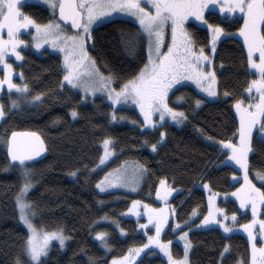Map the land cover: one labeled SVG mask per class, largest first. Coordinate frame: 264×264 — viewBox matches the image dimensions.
Here are the masks:
<instances>
[{"label":"trees","instance_id":"1","mask_svg":"<svg viewBox=\"0 0 264 264\" xmlns=\"http://www.w3.org/2000/svg\"><path fill=\"white\" fill-rule=\"evenodd\" d=\"M22 11L41 23L50 19L49 11L35 3H24ZM205 18L209 24H219L225 29L214 54L218 96L207 100L190 86L175 88L169 96V104L185 113L187 119L181 126L164 122L163 127L141 129L142 119L134 108L114 109L101 97L83 102L79 92L61 87L63 71L57 54L23 51V59L17 67L24 74L23 81L29 85V96L44 95L42 102L22 101L13 110L9 109L7 99L1 97L6 115L0 121V137L3 138L0 142V264H16L18 257L23 259V242L28 235L16 206L23 179L20 169L8 163L5 138L12 131L38 133L47 150L42 158L29 163L33 186L27 199L35 211L34 224L47 231L62 229L68 240L64 249L57 244L50 247L43 258L45 264H109L114 257L125 255L129 248L145 243L146 236L138 230L137 221L123 213L134 200L158 205L155 197L161 179L173 189L169 198L171 217L162 239L172 241L175 258H182L184 252L183 247L173 241L172 223L184 225L196 209L199 213L196 220L185 226L191 228L188 232L189 264H236L241 259L248 264L249 245L241 233L227 235L217 227L192 228L206 212V197L201 187L205 183L217 194L219 204L229 216L237 213L235 222L250 220V214L241 211L232 196L227 195L237 185L231 180L236 168L226 163L227 153L219 142L231 138L239 127L234 103L236 99L249 101L247 87L254 74L247 65L238 33L241 19L228 20L213 11H207ZM188 28L195 46L208 51L207 29L194 23H189ZM93 29L91 44L94 47H89V52L101 72L114 76L113 85L119 88L136 75L146 61V45L136 35L138 26L115 18ZM137 40H140L139 47L132 51ZM225 92L229 95L225 96ZM180 97L183 99H178ZM197 100L201 101L199 106ZM73 108L78 113L75 118L71 115ZM113 111L116 120L111 118ZM161 132L165 133L163 139ZM255 135L248 157L249 171L264 173V141ZM106 137L112 139L114 156L107 166L96 169L101 156L100 143ZM237 139L238 135L233 142ZM152 144L157 145L154 153L150 150ZM125 161L138 162L146 169L140 189L99 192L95 185L104 173ZM261 188L264 190V186ZM225 194L227 196H222ZM97 232L107 234L104 239L108 248L101 238H95ZM225 245L229 246V251L221 260ZM136 264H167V261L156 250L148 249Z\"/></svg>","mask_w":264,"mask_h":264},{"label":"snow or ice","instance_id":"2","mask_svg":"<svg viewBox=\"0 0 264 264\" xmlns=\"http://www.w3.org/2000/svg\"><path fill=\"white\" fill-rule=\"evenodd\" d=\"M44 3L52 9L54 19L47 23L40 24L32 16L22 11L23 0H0V65L4 66V76L0 78V90L4 86L11 93L15 90L20 98L28 102H42L43 93L31 96L29 100V85L26 82L15 83L13 81L12 64L8 63L9 54H13L17 60H22L19 46L26 45L25 40L20 39L21 29L35 28L34 39L35 47L40 48L42 43L51 41L52 47L59 48L63 52L64 72L61 87L70 85L74 88H80L85 94L97 91H105L107 98L112 103L119 104L122 100L131 99L139 106L143 114L144 124L155 126L159 121L153 119L154 114L159 115V120L163 121L165 117H170L172 121L182 123L187 119L183 111H178L170 107L168 103L169 91L173 85L180 80L187 79L194 81L197 87H200L209 96H216V72L211 67L213 55L216 52L217 41L225 32V29L219 24H209L205 18V9L210 5L219 4L221 12H236L242 15L238 19L243 20L238 33L243 37V43L247 48L246 61L250 69H255L258 74L256 79L248 83L247 92L249 93V103L246 106L242 99H236L234 107L239 114L240 122L236 132L229 139L220 140L222 149L230 151V159L235 161L243 170L244 183L237 188L232 195L239 200L240 208H246L251 205L252 219L239 227L248 233V239L251 241L250 264H264V243L257 246V236L253 231L259 224V232L264 235V219L257 215V205H264V190L257 187L249 179V152L252 149L253 129L259 125V131L264 133V0H43ZM148 5V7H145ZM59 10V16H55L56 10ZM120 12L131 15L138 21L137 36L143 40L146 45V62L139 72L130 79L124 81L117 89L112 86L114 76L100 71L95 58H93L88 47H94L89 44L93 39V25L100 23L102 18L111 16ZM189 17H194L201 21L211 30V52L209 55L203 47L195 49V41L186 27V21ZM70 22V27L77 31L68 34L65 31V23ZM170 28L171 42L167 43V51L163 50L167 30ZM6 29L7 38L2 32ZM140 40H137L132 47L136 51ZM20 78L23 81L24 74L21 72ZM255 90L257 96L251 95ZM225 96L229 93L225 92ZM178 99H183L182 97ZM201 104L200 100L196 105ZM12 108L19 107V101H11ZM6 115L3 104H0V119ZM71 115H78L75 108L71 110ZM112 120H116V112L113 111ZM163 127V125H161ZM161 139L165 133L161 132ZM238 135V143L234 139ZM211 139V137L209 138ZM7 143L8 155L10 157L9 166L19 168L23 179L20 192L16 196V206L19 211V219L27 226L28 235L23 242V259L19 258L16 264H45L49 250L50 241L56 239L60 246H64L66 237L63 230L52 232L38 230L33 223L35 211L32 203L27 199V194L32 188L33 170L29 163H35L36 157L46 151L44 140L35 132L12 131L10 136L5 138ZM104 154L100 157V163L103 164L113 149L110 148L111 137H106L103 141ZM153 151L157 145H151ZM87 167V166H85ZM146 171L143 165L133 169L131 174L127 167H121L115 173H106L105 177L97 182V188L104 191L105 188L112 187L120 183L124 186H130L137 182L142 172ZM73 176L77 172L72 173ZM235 176V173H233ZM257 176L264 180V175L257 173ZM160 188H157L156 195L163 200H167L173 191L170 187H164L166 180L161 179ZM204 188L210 186L205 183ZM217 194L212 193L209 196V210L207 215L201 220V225H208L212 221L218 223L224 232H231L232 227L224 223V220L217 219V213H223L224 210L214 204V198ZM141 201H133V207L129 212H136V206ZM148 222L155 223V234L147 237V242L139 247L129 248L128 252L120 257H114L111 264H132L136 257L147 249L149 245H156L159 250L167 256V264H189L188 254L191 248V241L188 239L187 231H180L179 239L184 241L182 258H175L171 250L172 241L162 240L161 233L168 224V216L165 208L155 209L151 205H144ZM175 212V209L171 210ZM139 215L138 212H136ZM192 215H196V209H193ZM101 219H107L102 217ZM227 219V216L224 217ZM233 222L237 220V213L231 214ZM187 222H185V225ZM146 228L147 225H140ZM173 230L180 229V223L177 222L171 226ZM124 232V229H120ZM105 232H97L96 236L101 238L105 248H108ZM229 251V246L225 245L221 252V260L225 253ZM94 264V262H93ZM237 264H245L240 260Z\"/></svg>","mask_w":264,"mask_h":264},{"label":"rangeland","instance_id":"3","mask_svg":"<svg viewBox=\"0 0 264 264\" xmlns=\"http://www.w3.org/2000/svg\"><path fill=\"white\" fill-rule=\"evenodd\" d=\"M24 3H35V4H38V5H40V6L44 7V8H46V9L49 11V14H50V19H49V20L54 19V17H53V13H52V9L49 8L48 5H47L46 3L43 2V0H23V4H24ZM145 7H148V5H145ZM207 11H213V12H216V13H218L222 18H226V19H228V20L234 19L235 17H240V16L242 15L241 13H239L238 10H237L236 12H233V13H228L227 11H225V12H221V11L219 10V4H217V5H210L209 8L205 9V13H206ZM56 12H57V10H56ZM56 12H55V16H56ZM115 18H122V19H126V20H129V21H132V22H134L135 24H137V26H138V21H136L135 18L132 17L131 15L126 14V13L116 12V13L112 14V15L109 16V17L102 18L100 23H97V24H94V25H93V28H94L95 26H97V25L103 23V22H106V21H108V20L115 19ZM49 20H48V21H49ZM48 21H47V22H48ZM241 21H242V24H243V20H242V19H241ZM37 22H38V21H37ZM47 22H44V23H47ZM38 23H40V24H44V23H41V22H38ZM189 23H194V24H196L197 26H200V27H203V28H206V29H207V31H208V33H209V36H210V39H209L208 46H207V47H208V51H206L205 49H204V50H205V52L208 53L209 55H213L212 52H211V30L207 28V25L203 24L201 21H197L194 17H189V20L186 21V27H187V28H188V24H189ZM138 27H139V26H138ZM188 30H189V28H188ZM65 31H66L68 34H72V33L76 32L77 30H76V31H75V30H71V29H69L68 27L65 26ZM34 33H35V28H34V27H30L29 29H21L20 39L25 40V41L27 42L26 45H21V46H19V48H18V51L21 52V56H22L23 51H24V50H28V49L32 50V51H33L34 53H36L37 55H43L45 52H49V53H52V54H57V55L60 57L61 65H62V69H63V67H64V65H63V52H61L59 48H54V47H52V43H51V41H49V42H47V43H42L40 48H36V47H35V43H36V41H35V39H34V35H33ZM2 34H3L4 38L6 39V38H7L6 29L3 30ZM241 40H242V42H243V37H241ZM170 42H171V33H170V28H169V29L167 30L166 37H165V45H164V47H163V50H164V51H167V43H170ZM217 43H218V41H217ZM89 44H91V41H89ZM243 46H244V50H245V53H246V52H247V48H246V46L244 45V43H243ZM216 47H217V45H216ZM199 48H200V47H196V46H195V49L198 50ZM88 51H89V47H88ZM89 53H90V52H89ZM90 55H91V53H90ZM91 56H92V55H91ZM146 59H147V57H146ZM21 61H22V60H17L13 54H11V53L9 54L8 61H7V62L10 63V64H12L13 81H14L15 83H22V82H24V81L21 80L20 75H19V74L21 73V71H20L19 68L17 67L18 65L21 64ZM145 62H146V61H145ZM142 67H143V66H142ZM211 67H212V68L215 70V72H216V69H215V63H214V55H213V61H212ZM249 69H250V68H249ZM250 71L254 74L253 79H256L257 76H258V74L256 73V70H255V69H250ZM63 75H64V72H63ZM106 75H107V74H106ZM3 76H4V66H3V65H0V78H3ZM62 78H63V76H62ZM65 86L69 87V88L72 89L73 91L79 92V93L81 94V96H82V100H83V102H90V101H92V100H93L94 98H96V97H101V98H103L106 102H108V103H109L114 109L119 108V107H129V108H134V109L138 112L139 116H140L141 119H142V124L140 125V128H141V129H154V128H156V127L162 125L164 122H169V123H172V124H174V125H176V126H181V125L183 124V122H184V121H183L182 123H177V122H175V121H172L171 118H170V117H167V116L165 117V119H164L163 121H160V120H159V115H158V114H154V115H153V119L159 121V123H157L155 126H152V125H145V124H144L143 114L140 112L139 106L136 105L135 102L132 101L131 99H129V100H127V101H123V100H122L119 104H115V105H114V104L112 103V101L109 100V99L107 98V95H106V92H105V91H97V92L95 93V95H93L92 93H87V94H85V93L83 92L82 89H80V88H74V87H72V86H70V85H67L66 82H65ZM112 86L114 87L113 84H112ZM179 86H190V87H192L193 89H195L200 95H202L204 98H206L207 100H214V99H216L217 96H218V94H217L216 96H209L207 92H204L200 87H197V85L195 84L194 81L187 80V79H183V80H180L179 82L175 83V84L173 85L172 89L169 91V96H170V94L172 93V91H173L175 88L179 87ZM215 87H216V90H217V81H216ZM115 88H116V87H115ZM117 89H118V88H117ZM253 93H254V94H252V95H253V96H257V98H258V94L255 93V90H253ZM1 97H4V98L7 99V101H8V105H9V109H11V110L18 108V107H16V108H12V106H11V101H12V100L17 99V100L19 101V104L22 103V101H28V100H24V99L20 98L19 95L16 93L15 90H11V93H10L9 90L7 89V86H6V85L4 86L3 90H0V104H2V99H1ZM30 98H31V96H29V100H30ZM168 103H169V97H168ZM248 103H249V101H248L247 103H245V105L247 106ZM169 105H170V104H169ZM170 107H174V106L170 105ZM174 108H176V107H174ZM176 109H177L178 111H182V110H180V109H178V108H176ZM236 115H237L238 122H240V117H239V114H238L237 112H236ZM73 118H75V117H73ZM2 119H3V118H2ZM2 119H0V121H1ZM124 120H125V119H124ZM124 120H123V122L126 121V123H128V124L131 123L129 120H125V121H124ZM257 131L259 132V125H257L256 128L253 129V137H254V134H255ZM163 138H164V137H163ZM103 140H104V139H103ZM103 140H102V141H103ZM1 141H3V138H2V137H0V142H1ZM102 141H101V143H100V147H101V156L104 154V147H103V143H102ZM238 141H239V137H238V139H237V141H236L235 143H238ZM221 147H222V146H221ZM110 148L113 149V148H112V139H111V143H110ZM150 150H151L152 153H154L152 147H150ZM225 150H226V153H227L226 160H225L226 163L229 164V165H232V166H234V167L236 168V169H235V171H236V172H235V176L232 175V176H231V180H232L233 183H234L235 181L237 182V185L235 186V188L231 191V193H229V194H227V195H228L229 197L232 196V198L236 201V203H237V205H238V207H239V209H240L241 211H243V212H248V213L250 214V220H251V219L253 218V217H252V212H251V205L249 204L248 207L243 208V209L240 208L239 200H238L235 196L232 195V193H233L237 188H239L241 184L244 183V178H243V175H244V174H243V170L240 169L239 165H237V164L235 163V161H232V160L230 159V151L227 150V149H225ZM101 156H100V157H101ZM113 156H114V151L112 152V155L109 156L108 159L104 161L103 164L100 163V158H99V160H98V162H97V164H96V169H102L104 166H107V164L111 161V159L113 158ZM139 165H141V164L138 163V162H135V161H125V162H123L121 165H119V166H117V167H113V168H111V169H108V170L104 173V175H103L102 178L105 177V174H106V173H109V174L115 173V171H116L117 169L121 168V167H127L128 171H129V174H131L132 170L135 169V168H137ZM144 172H145V171H143V172H142V175L138 177L137 182L134 183V184H132V185H130V186H124L123 184L117 183V184H114L112 187L105 188L104 191H101L99 188H97V186H96L97 183H96L95 188H96L99 192H108V191H116V190H123V191H127V192H136V191H138V190L140 189V187H141V185H142L143 177H144ZM257 173H260V172H252V173H251L250 171H248L249 179L252 180V182H253L257 187H260V188H261V186H264V180L260 179V178L257 176ZM260 174L264 175V173H260ZM102 178H101V179H102ZM101 179H100V180H101ZM100 180H99V181H100ZM160 181H161V180H160ZM160 181L158 182L157 188H160V187H161V185H160ZM164 187H170V188H172L171 185H170L167 181H166V185H165ZM201 187H202V189H203L204 192H205V197H206V212H205V214H204L202 217H200V218H199V219H198V220L192 225V226H193L192 228H209V227H217V228H219L224 234H227V235H228V234H231V233H241L242 235H244V236L246 237L247 242H248V245H249V262H248V264H250L251 241H249V239H248V233H247L246 231H244V229H242V228L239 227L241 224H246L247 222H242V223L233 222L232 219H231V216H229V215L224 211L223 213H217V214H216V215H217V219H219V220H224V223H225V224H228L229 226H231V227H232V231H231V232H224L223 228H222L218 223H216L215 221H212V222L209 223L208 225H201V223H200L201 220H203V217H204L205 215H207L208 210H209V200H208V198H209V196L212 195V193H213V192H211V191L209 190V188H204L203 185H201ZM171 195H172V192H171V194L168 196L167 200H163V199H161L160 197H158V196L156 195L155 199L159 202V204L156 205V206L151 205V204H148V203H145V202L140 203L139 205L136 206V212H138L139 215H137L136 212H129V211H128L129 208L133 207V204H132V203L130 204L129 208L123 213V216L128 217V218H131V219H134V220L137 221V227H138V230L141 231V232L146 236V241H145V243L147 242V237H148L149 235H154V234H155V223H154V222H153V223H149V222H148V214H147V211H146L144 205H145V204H147V205H151L152 208H155V209L165 208V206L167 205V208H165V212H166V214H167V216H168V219H170L171 216H170V201H169V198H170ZM227 195L225 194V195H222V196H227ZM214 204H215L216 207L223 209V208L221 207V205L219 204V202H218V197H217V195H216L215 198H214ZM257 209H258V211H257V215H258V217H259L260 219H264V216L262 215V214L264 213V205L258 204V205H257ZM198 214H199V213H198V210H196V215H191V219L187 222L186 225H185V224H184V225H180V229H179V230H175V231H174L173 228H172V232L175 233L174 238H173V241L178 242L182 247H184V241H182V240L179 239L180 231H187V232H189V230H190L191 228H188V227H185V226H188V225L192 224L191 222H194V221L196 220ZM225 216H227V219H224ZM250 220H249V221H250ZM20 221H21V220H20ZM21 223L23 224L22 221H21ZM33 223H34V222H33ZM176 223H177V222L174 221V222L172 223V225H175ZM140 225H147V227H146V228H141ZM167 225H168V224L165 225V228H166ZM23 226L27 229V226H26V225L23 224ZM35 226H36V225H35ZM36 227H37L38 230H41V231H47V230H44L43 228H40V227H38V226H36ZM184 227H185V228H184ZM165 228H164V229H165ZM56 230H59V229H56ZM52 231H55V230H50V231H48V232H52ZM253 231L256 233V236H257V246H259L261 243H264V235H261L260 232H259V224H257V225L254 227ZM162 232H163V231H162ZM63 234H64V233H63ZM64 235H65V234H64ZM65 237H66V240H65V244H64V246H60L59 241L56 240V239H53V240L50 241L49 249H50V247H51L53 244H57L61 249H64V248H65V245H66V242H67V240H68V238H67L66 235H65ZM95 238L97 239L98 237L96 236ZM161 239H162V233H161ZM162 240H163V239H162ZM165 241H168V240H165ZM148 249H154V250H156V251L159 253V255L167 261V259H168L167 256H165L164 253H162L156 245H149V247H148L147 249H144V251H145V250H148ZM48 251H49V250H48ZM144 251H143V252H144ZM189 251H190V250H189ZM143 252H142V253H143ZM142 253H141V254H142ZM141 254H140V256H141ZM140 256L136 257V260L133 261L132 264H136V262L138 261V259L140 258ZM43 258H44V257H43ZM43 258H42V259H43ZM188 260H189V254H188ZM111 261H112V260H111ZM111 261H110L109 264H111ZM239 261H240V260H239ZM237 262H238V261H237ZM236 264H237V263H236Z\"/></svg>","mask_w":264,"mask_h":264},{"label":"bare ground","instance_id":"4","mask_svg":"<svg viewBox=\"0 0 264 264\" xmlns=\"http://www.w3.org/2000/svg\"><path fill=\"white\" fill-rule=\"evenodd\" d=\"M18 132H24V131H18ZM30 132H34V131H30ZM36 133V132H35ZM38 134V133H37ZM256 134V135H255ZM254 135L256 136V138L258 139V140H261V141H264V133H262V132H256ZM39 135V134H38ZM10 136V135H9ZM40 136V135H39ZM41 137V136H40ZM42 138V137H41ZM45 143V142H44ZM7 148H8V146H7ZM7 154H8V150H7ZM8 157H9V155H8ZM9 159H10V157H9ZM35 159V158H34ZM35 160H38L37 158L35 159Z\"/></svg>","mask_w":264,"mask_h":264},{"label":"water","instance_id":"5","mask_svg":"<svg viewBox=\"0 0 264 264\" xmlns=\"http://www.w3.org/2000/svg\"><path fill=\"white\" fill-rule=\"evenodd\" d=\"M59 16V10L57 9V17ZM65 23V26L66 27H68V28H70L71 30H75L76 31V29H73V28H71L70 27V22H64ZM24 132H30V131H24ZM45 148H46V146H45ZM47 151V150H46ZM46 151L45 152H43V153H41V156L40 157H36L37 159H40V158H42L45 154H46ZM35 158V159H36Z\"/></svg>","mask_w":264,"mask_h":264}]
</instances>
